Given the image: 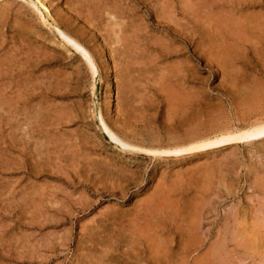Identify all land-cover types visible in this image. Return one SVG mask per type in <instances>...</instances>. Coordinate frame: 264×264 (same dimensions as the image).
<instances>
[{"label": "rangeland", "instance_id": "374dc122", "mask_svg": "<svg viewBox=\"0 0 264 264\" xmlns=\"http://www.w3.org/2000/svg\"><path fill=\"white\" fill-rule=\"evenodd\" d=\"M42 1L50 17L0 0V90L19 100L1 112L0 264H264V137L246 138L264 119V0ZM99 113L150 150L236 136L142 154Z\"/></svg>", "mask_w": 264, "mask_h": 264}, {"label": "bare ground", "instance_id": "6f19581e", "mask_svg": "<svg viewBox=\"0 0 264 264\" xmlns=\"http://www.w3.org/2000/svg\"><path fill=\"white\" fill-rule=\"evenodd\" d=\"M39 2H40V5L42 6V8L46 11V13L48 14V16L50 17L51 16V14H50V10H49V8L46 6V4H45V2L44 1H42V0H38ZM94 1V0H93ZM216 1V0H215ZM242 1V0H241ZM243 2H244V0H243ZM249 2V1H248ZM251 2V1H250ZM245 3V2H244ZM222 4V3H221ZM235 4V3H234ZM240 4L241 5H243V3L242 2H240ZM239 4V5H240ZM246 4V3H245ZM244 4V5H245ZM250 4V3H249ZM166 5V4H165ZM254 5V4H253ZM191 9V8H190ZM193 9V8H192ZM3 12V11H2ZM227 14V13H226ZM213 16V15H212ZM43 17V16H42ZM46 17V16H45ZM172 18V17H171ZM43 20H44V18H43ZM242 20V19H241ZM240 20V21H241ZM255 20V19H254ZM191 21V20H190ZM189 21V22H190ZM228 22V21H227ZM236 22H239L238 20L236 21ZM199 23V22H198ZM226 23V22H225ZM258 23V22H257ZM194 25V24H193ZM241 25V24H240ZM57 27V26H56ZM199 27V26H198ZM238 27V26H237ZM58 30L57 31H59V33H61V35L67 40V42H69V44L70 43H73L74 44V46L76 47V51L78 52V50H79V52H81V54L83 55V57L84 58H86L87 57V54H88V56H89V53H88V51L77 41V40H75V38L73 39V37L72 36H70V35H68V34H66V32H63V31H61L59 28H57ZM225 29V28H224ZM234 29V28H233ZM241 29V28H240ZM195 30V29H194ZM243 30V29H242ZM237 31V30H236ZM217 32V31H216ZM241 31H239V33H240ZM107 33V32H106ZM195 33V32H194ZM221 33V32H220ZM109 36V35H108ZM222 38V37H221ZM64 39V40H65ZM237 39V38H236ZM241 40V39H240ZM117 41H119V40H117ZM228 41V40H227ZM116 42V41H115ZM120 42V41H119ZM245 42V41H244ZM223 43V42H222ZM233 43V42H232ZM119 44V43H118ZM72 45V44H71ZM10 56V55H9ZM91 57V56H90ZM15 58V57H14ZM7 59V58H6ZM1 60V59H0ZM15 60H10L8 63H10V64H12V62H14ZM5 63V62H4ZM7 63V62H6ZM5 63V64H6ZM90 65L92 66V69L94 70V72H95V74H96V69H95V66H94V63L90 60ZM14 64V63H13ZM2 65H4V64H2ZM2 65H1V63H0V74H1V76L0 77H5V78H8L9 77V75H11V72H10V68H8L7 67V69L6 68H2ZM7 65V64H6ZM9 66V65H8ZM11 67L13 66L14 67V65H10ZM9 66V67H10ZM22 67V66H21ZM19 68V67H18ZM17 68V69H18ZM5 69V70H4ZM24 69V68H23ZM19 70V69H18ZM21 70H22V68H21ZM11 71H13V69L11 68ZM23 72V71H22ZM94 75V74H93ZM16 76V75H15ZM165 77V76H164ZM11 77H9V79H10ZM1 79H3V78H0V80ZM165 79H166V77H165ZM12 81V80H11ZM5 83V82H4ZM11 84H13V83H11ZM11 84L9 85V84H7V85H9L10 87H11ZM6 85V84H5ZM3 86V85H2ZM9 86L5 89L6 91H5V93L3 92V90L1 89L0 90V129L2 128V127H4V125H7V126H10V122H11V120L10 119H5L4 117L5 116H3V114L1 113V112H3V111H5V114H12L15 110H18V105H19V100H17L16 101V99H15V97H16V95L15 96H8V93H10L11 91L9 90ZM4 87H6V86H4ZM14 86H12V88H13ZM95 87V86H94ZM11 89V88H10ZM12 90H14V89H12ZM19 91V90H18ZM25 91V90H24ZM172 93V92H171ZM20 97L18 96V98L17 99H19ZM167 100V99H166ZM173 102V101H172ZM175 102V101H174ZM18 104V105H17ZM178 112V111H177ZM98 113V112H97ZM12 116V115H11ZM263 117V116H262ZM12 118V117H11ZM97 118H98V120H99V122H100V129L104 132V133H106V135H107V137L111 140V141H114V142H116V143H118L119 145H120V147L121 148H123V149H130V150H133V151H137V152H140V153H153V152H156L157 154H159V152L161 151V153H166V154H173V156L175 155H177V156H185V155H195V154H197V153H199V152H201L202 150H205V149H207V148H210V147H212V146H219V145H224V144H227V143H231L232 141H234L235 140V136H236V134L235 133H233L234 131L233 130H231V128L229 129V130H227V128H225V126L224 127H222L221 129H217L216 130V132L214 133H211V134H208L207 132H205V133H207L208 135H206L205 133V135H203V134H197V132H193V133H191V134H189V135H185L186 137H184V138H179L178 140H176V141H174V146H172V147H169V149L167 148L166 150H164V148L163 147H161V146H159V148H157V149H154V150H150V148H146V147H140V146H133V145H131L130 143H128V142H125L123 139H121V138H119V136L114 132V130L107 124V122L105 121V119H104V117H103V115L101 114V113H99L98 115H97ZM5 120H7V123H5L4 121ZM5 123V124H4ZM30 123V122H29ZM4 124V125H3ZM223 126V125H222ZM227 127V126H226ZM251 127V126H250ZM250 127H248V128H250ZM235 128H237V127H235ZM197 131V130H196ZM245 132L247 131V130H244ZM209 132V131H208ZM244 132V133H245ZM210 133V132H209ZM236 133H239V132H236ZM242 133V132H241ZM244 133H242V135L244 134ZM246 134H248L247 136L248 137H246V138H249V139H251V136H250V134L252 135V136H255V137H258V138H261V137H264V119L263 120H260V121H257V123L255 124V125H253L248 131H247V133ZM245 134V135H246ZM244 137V136H243ZM243 137H242V139H243ZM64 138V137H63ZM245 138V140H246V142H248L249 140H247ZM253 139V138H252ZM51 140V139H50ZM251 141V140H250ZM249 141V142H250ZM248 142V143H249ZM173 144V143H172ZM162 145H163V142H162ZM168 146H169V144H168ZM229 146V145H228ZM222 147V146H221ZM224 147V146H223ZM148 153V155H151V154H149ZM155 153V154H156ZM160 153V154H161ZM159 154V155H160ZM152 157V156H151ZM155 157V156H154ZM153 157V158H154ZM156 157H158V156H156ZM171 157V156H170ZM158 158H160V157H158ZM162 158V157H161ZM164 158V157H163ZM167 158V157H166ZM168 158H169V155H168ZM44 191V190H43ZM158 198V197H157ZM44 201V200H43ZM158 202V201H157ZM153 209V208H152ZM156 211V210H155ZM159 212V211H158ZM116 213V212H115ZM51 214V213H50ZM49 216V215H48ZM109 217V216H108ZM114 218V217H113ZM48 219V218H47ZM201 219V218H200ZM24 244V243H23Z\"/></svg>", "mask_w": 264, "mask_h": 264}]
</instances>
